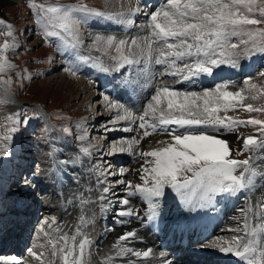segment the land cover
I'll use <instances>...</instances> for the list:
<instances>
[{
  "label": "snow or ice",
  "instance_id": "obj_1",
  "mask_svg": "<svg viewBox=\"0 0 264 264\" xmlns=\"http://www.w3.org/2000/svg\"><path fill=\"white\" fill-rule=\"evenodd\" d=\"M123 0H106L105 8ZM27 6L35 18L46 43L59 41L62 48L76 50L84 46L80 29L91 18L112 22L125 30L134 25V17L146 15L140 31L130 37H117L102 32L89 33V51L109 56L106 66L100 57L77 55L83 64L101 72L122 74V70L134 69L142 76L143 83L127 81L122 86L139 84L145 90L143 104L135 111L104 95L105 109L115 110V115L104 123L105 132L136 133L113 141L108 155L126 153L137 160L135 170L139 182L127 179L130 171L121 166L115 170L109 164L92 165L97 177L101 212L115 209L114 222L123 225L131 218L144 224L155 223L163 215L162 201L169 192L189 212L214 210L219 200L243 198L238 207L239 216H233L235 226L227 230L230 239L216 237L200 245L203 249L218 250L236 258L240 264H264V71L258 76L260 83L251 76L240 83L224 79L218 69H241V60L264 56V0H164L162 6L146 12L141 0H134L122 11H101L88 7L80 0L77 4L62 5L28 0ZM0 105L11 101L9 75L16 68L9 55H15L19 42L14 26L0 18ZM62 71L70 77L81 74L80 65L66 63ZM165 77L174 78L171 82ZM202 77L212 78L206 85ZM220 77V82H215ZM31 79V77H26ZM91 82V81H90ZM176 85L181 87L177 88ZM135 91V87L132 88ZM247 113L240 118L230 113ZM255 114V115H254ZM11 121L6 134L0 137V153L7 154V145L20 126L27 127L31 118L25 112L5 117ZM119 122L127 125L116 128ZM112 124L113 128L107 125ZM78 154L69 162L75 166L83 163V157H92V149L85 144L87 128L77 126ZM72 135L69 127L61 129ZM235 135V144L226 139ZM149 137L157 139L155 147L144 148ZM54 155V153H50ZM73 173L75 168L72 169ZM104 179H100V177ZM109 177H116L109 180ZM25 184L34 183L25 178ZM107 185V186H102ZM119 186H123L119 188ZM124 193L117 195V189ZM260 190L259 195H254ZM115 197V201L109 196ZM137 198L144 205L141 210L132 205ZM82 206L87 201L77 197ZM107 201V204H105ZM72 201H69L71 203ZM128 218V219H125ZM91 220L81 214L78 222L69 224L56 216H44L38 221L34 244L27 249L36 264H91V241L84 228ZM111 231L112 229H108ZM140 239L135 230L119 235L100 264H121L124 258L136 257L147 262L154 255L152 248L140 251L129 246V241ZM35 249H40L37 252ZM164 254L161 253V256ZM127 264L136 261L127 260ZM162 264H171L163 260Z\"/></svg>",
  "mask_w": 264,
  "mask_h": 264
},
{
  "label": "rangeland",
  "instance_id": "obj_2",
  "mask_svg": "<svg viewBox=\"0 0 264 264\" xmlns=\"http://www.w3.org/2000/svg\"><path fill=\"white\" fill-rule=\"evenodd\" d=\"M40 2H45V0H40ZM46 2L70 5L77 4L80 0H46ZM83 2L90 8L101 11L106 10V0H83ZM27 3L28 0H0V18L14 26V34L19 42L17 53L9 55L10 61L16 65L13 72L9 74L12 79L9 96L11 95L15 99L17 106H13V100L8 104L0 105V137L6 134L7 126L11 124V121L5 119L6 116L25 112L31 118L27 127L21 125L20 130L13 134V140L7 145V154L0 153V217L8 215L17 216V214L13 215L11 213L16 212V204L20 201L25 202L24 207L26 206V202L29 203V207L34 205L35 216L31 214L30 219L27 220L28 224L26 222V226L21 230L26 235L24 240L25 249L16 256V258L30 263L32 262V258L27 249L32 247L35 242L34 234L38 221L44 216H51L52 213L55 215L54 212L59 209V199L56 195L57 190L56 187L54 188L56 178L53 170L49 169L50 164H52L50 153H53V141L59 136L61 141H69L73 146L72 152L76 151L75 155H77L80 146L76 140V135L79 134L77 126L83 124L87 128L88 135V140L85 141V144L92 149L91 159L83 157L82 164L84 167L91 169L92 165L100 164L104 168H107L111 164L113 166L111 170H115L116 161L107 152L112 142L118 140L121 136H115L111 133L112 131L105 132L104 130V121L110 119V117H107V119L101 120L102 117H100L108 111L103 106L105 105L104 95H109V93L105 92V89L107 88L108 91H112L113 93L114 89H118L119 83L117 84V82H119V78L123 75H126V82L139 80L140 83H143V80L141 74L134 69H123L122 74L112 80V84L114 85L110 86L111 83L106 84V82L102 84L99 82L101 73H98L99 70H93L94 68L90 66L91 61L89 64H83L77 59V55L84 57L91 56L93 58L100 57L106 66L112 64L109 56L115 55L114 52H110L107 56H102L101 53L94 50L89 51L87 48V45L91 43L89 33L102 32L108 34L116 31V28L111 26L112 22L91 18L87 24L81 26L80 32L85 44L79 49V52L77 53L76 50L71 48H62L58 52L56 45H59L60 42L53 40L50 43H46L44 41L40 34V28L30 12ZM163 3L164 1L161 0V3H157L155 8L162 6ZM117 4L119 3H111L107 9ZM155 8L151 9L150 6V11L155 10ZM141 18L142 20H136L130 32L127 35L122 34V37L127 38L139 32V26L145 22L146 15H142ZM3 39L4 37L0 35V42ZM69 62L80 65L81 74L78 77H70L62 71V68ZM240 63L242 65L241 68L245 67V69L238 70V73L244 74L240 78L232 76L230 79L233 82L240 83L244 78L249 76L253 78L254 82H261L258 73L264 71V56H253L250 60H241ZM227 69L229 68L227 67ZM234 71L237 70L232 69L231 75L235 74ZM247 71L248 73H246ZM128 73L133 74L132 77H127ZM26 77H31V79ZM206 80L208 79H203L204 82ZM84 85H86L85 89L83 88ZM133 87H135V91L132 90ZM176 87L179 88V86ZM130 88L132 90V94L129 95L130 99H125L124 102H122L123 99L119 98L120 95L117 96V92L114 94L116 99L125 103L126 106L132 101L131 97L133 99L136 98V94L140 90L138 84H132ZM111 97H113L112 94ZM0 98L4 97L0 96ZM40 109L46 114L48 120H45L44 116L40 115ZM230 115H238L240 118L248 116L247 113L243 112L230 113ZM260 118H264V116ZM63 127H69L72 135H66L61 130ZM107 127L113 128L114 126L108 124ZM113 135L115 136L114 138H112ZM232 140L235 144L234 134ZM99 144L103 146L101 153H98L99 149L97 145ZM0 146H3L2 142H0ZM94 149H96V152H94ZM15 154L21 156L19 158L21 159L20 161L19 159L14 160ZM125 163L126 161L122 163L120 161L117 166L120 164L125 166ZM129 164L134 166L138 163L136 159H133ZM91 172H94L92 179L96 181L90 180L88 182L90 187L92 186L89 191L91 193L88 194H90V198H95L98 195L96 187L97 177L94 170ZM46 173L47 175H45ZM25 178L29 181H34V183L25 184ZM112 178L109 177V180ZM100 179H104V177L102 176ZM93 183H95L94 186ZM23 187H27L28 190L22 192ZM49 202L53 204L54 208L50 213L47 209ZM90 204L95 205L94 203ZM110 213H113V211L110 210ZM68 214L71 215L70 212ZM31 220L32 224H30ZM106 247L109 248L107 243H103L97 249V253L102 257L106 256V253L109 251V249L106 250ZM35 250L37 252L40 251V249ZM5 257L9 256H3V258Z\"/></svg>",
  "mask_w": 264,
  "mask_h": 264
},
{
  "label": "bare ground",
  "instance_id": "obj_3",
  "mask_svg": "<svg viewBox=\"0 0 264 264\" xmlns=\"http://www.w3.org/2000/svg\"><path fill=\"white\" fill-rule=\"evenodd\" d=\"M159 1L160 0H148L150 4L149 5L147 4V8L145 9V11L149 12L151 10L150 6L152 5L154 6ZM133 3H134V0H124L123 8H121L120 4H117L114 7H111L110 9H106V10L116 11V12L122 11L126 9L130 4H133ZM141 7L143 8L144 6L141 5ZM142 15H145V14L139 13L137 16L133 18L135 19L134 25L136 23L135 22L136 20L138 21L142 20L141 18ZM111 26L116 28L115 29L116 31L113 30L114 32H110L108 34H114L117 37H122V34L127 35V33L130 32V29H131L129 28L125 30L123 26L115 24V23H111ZM93 70L96 71L97 69H93ZM226 70H227V67L225 66V67H222V69H218L217 71L220 73H223ZM98 73H101L100 75L102 77L99 75L101 78L99 82H101L102 84L105 82L106 84H109L110 82H112L113 79H116V77L120 75L119 73H115L113 71H110L107 73L99 71ZM132 75L131 73H128L127 77L130 78L132 77ZM125 76L123 75L122 76L123 78L120 77L121 80L117 82V84L119 83V87L118 89H114L112 93L113 95L112 98L116 99L114 94L117 92V96L120 95L119 98L123 99L122 102H124L125 99L129 100L130 99L129 95L132 94L130 85L128 86L127 90H125V88L122 86L126 82ZM203 78L204 77H202V80ZM165 79L171 82L174 78L167 77ZM204 83L206 85H210V79L206 80ZM176 86L181 87L180 85H176ZM138 87L140 88V90L138 94H136V98L133 99V97H131L132 101L128 103V107L134 111L143 104V97L145 95V90H143L139 84H138ZM83 88L85 89L86 85H84ZM13 106L15 107L17 106V103H15V101L13 102ZM112 114L113 116L115 115V110H112L111 112L107 111L106 114L104 115L102 114L100 116L102 117L101 120H105L107 119V117H111ZM118 124L115 125L116 128H119L121 126H131V125H127V122H119ZM111 133L114 134L115 136L120 135L121 137H126V136L130 137V136L136 135V133H123L121 131L117 132L115 130L112 131ZM114 135L113 137L112 136H109V137L114 138L115 137ZM59 137H56V139L53 141L54 155H51L52 164H50L49 169L53 170V173L55 174V177H56V180H55V187L57 190L56 194L58 196L57 198H59L60 204H59V209L54 212L55 215H53L52 213L51 216H56L58 220L61 222L67 221L70 225L77 223L78 217L81 214H83L86 217V219L92 221L84 228L85 234L88 236V238L91 241H93V246L90 250L91 251V264H100V261L105 258V256L102 257L97 253V249L100 246H102L103 243H107V246L109 248L106 247V250L108 249L110 250L112 243L117 239V237L129 230H135L140 237V239L138 240L129 241V246L135 248L136 250H140V251L146 250L147 248H152L154 255H152L147 262H144L142 259H138L136 257H127V258H124L122 264H127L128 259L136 261V264H162L163 260H169L171 261V264H175L167 252H163L164 254L163 256H161V253L158 252L157 240H154L153 233H151V231L155 230L154 225H149L146 220L144 221V224L142 225L140 220H137L134 217L131 218V223H125L123 225H120L114 222V219H113L114 214H115L114 208L110 207L108 211L101 212L100 199H99L100 193L97 191L98 195L95 198L93 197L90 198L89 196L90 194H88V193H91L89 191L91 190V187H92V186L90 187V184H88V182H90V180H93L92 177L94 176V172H91L92 170L90 171V169H87V167H84L82 163L77 164L75 166H73L70 162L67 165L61 163V161H64L65 159H67V161H71V159L75 156L76 151L72 152L73 146L70 144V142L66 140L61 141ZM226 138L233 141L232 140L233 135H228L226 136ZM157 139H166V137H149L148 140L144 142V145H143L144 148L147 149L149 147L157 146L155 143ZM97 148L99 149L98 153H101L103 146L99 144L97 145ZM94 152H96V149H94ZM110 156L116 161V166L117 164H119L120 161L121 163L123 161H126L125 166L121 164L119 166L130 170L127 174V179L132 180L134 182H139L138 175L136 174V171H135L139 167V164H136L134 166L129 164L134 159L131 155L126 154V153H121V154H115V155H110ZM73 167L75 168L74 173L72 171ZM45 175H47V173ZM115 178L116 177H113L112 179H115ZM41 182H43V180H41ZM94 185L95 183H93V186ZM96 187H97V182H96ZM122 187L123 186H119V188H122ZM23 188L24 189L22 190V192H25L28 190L27 187H23ZM119 188L117 189V195L123 196L124 193L122 191H119ZM259 194H260V190H258L254 195H259ZM80 196H83L85 200L91 201L90 203L92 204L94 203L95 205L86 203L81 206L79 204V200L77 199V197H80ZM110 197H111V194H110ZM111 198H113L112 200L115 201V197H111ZM131 199H132V205L141 210V217L143 218L144 205L137 198H131ZM69 201H72V202L69 203ZM24 203H25L24 201L23 202L20 201L16 204V206L20 204L24 206ZM105 204H107V201H105ZM28 205L29 203L26 202L25 208H27L28 210L26 212L22 211L24 212V214L26 213L25 217L22 219H19V222L23 223V227L26 226L25 224L27 220L30 219L31 217L30 215L31 214L34 215V212H35L34 205L31 207H29ZM238 207H243L242 197L239 199L233 198V199H228V200H219L216 203L214 210L209 209L206 211L189 212L185 208L181 207L179 200L175 198L174 194L169 192L165 200L162 201L163 215L160 218L165 220L164 224L162 225V228H165L166 226L173 224L176 218H178V221H182V222H199L202 224L204 221L208 222L209 220L208 214L213 213L212 219L215 220V225L218 228L215 229L216 232L214 233V235L208 240H206L204 243H209L213 241L216 237H223L225 239H230L233 233L229 232L227 229L231 226H235L236 221H234L232 217L239 216V212L237 211ZM47 209L49 210V213H50V211L54 209L53 204L49 202L47 204ZM110 210H112L113 213H110ZM69 212L71 213V215L68 214ZM160 218H158V220ZM1 219L2 218H0V220ZM125 219H128V218H125ZM30 224H32V220ZM17 227L18 225L16 224L14 225V228L12 230L10 229L6 234H2V236L6 238L7 240L5 241L4 247L0 252L2 253V257L0 258V264H36V262L34 261L30 263L29 262L26 263L25 261L20 260L19 258H15L14 256L3 258V256H9L7 253H4V252L8 248L10 249L11 240L13 242H16L17 240H19V242L20 243L22 242V244L25 242L24 240L26 238V235L23 232H20L19 236L16 239L15 237H12V234H14L13 231L16 230ZM108 229H112V230L109 231ZM199 232H202V231H199ZM102 250L104 251V249ZM199 251L201 252V254L199 255L204 256L208 260L215 259L216 262H221L224 264H228L229 259H235L234 257H231L230 255H225V254L220 253L218 250L200 248ZM108 254L111 255L112 253L108 251L106 255ZM117 264H121V262L117 261Z\"/></svg>",
  "mask_w": 264,
  "mask_h": 264
}]
</instances>
